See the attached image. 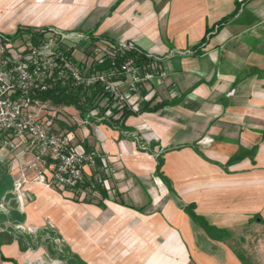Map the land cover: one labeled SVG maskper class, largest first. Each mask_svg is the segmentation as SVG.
<instances>
[{
	"label": "crops",
	"instance_id": "1",
	"mask_svg": "<svg viewBox=\"0 0 264 264\" xmlns=\"http://www.w3.org/2000/svg\"><path fill=\"white\" fill-rule=\"evenodd\" d=\"M18 28L89 36L82 64L133 45L166 74L141 104L169 105L124 130L53 118L106 158L84 168L105 198L44 187L27 142H0V264H264V0H0V35Z\"/></svg>",
	"mask_w": 264,
	"mask_h": 264
},
{
	"label": "built area",
	"instance_id": "2",
	"mask_svg": "<svg viewBox=\"0 0 264 264\" xmlns=\"http://www.w3.org/2000/svg\"><path fill=\"white\" fill-rule=\"evenodd\" d=\"M88 41L89 36L78 31L58 29L39 30L33 41L23 40L18 45L0 35V142L14 152L17 140H25L28 157L24 169L33 174L34 180L46 188L77 194H83L88 185L86 166L94 167L98 160L99 172H109L106 158L98 152H87L70 132L54 131L57 113L46 112L49 102L42 103L33 95L58 86L90 90L99 84L110 100L105 106L107 118L111 107L137 110L145 100L142 87L161 82L166 75L138 65L136 58L141 53L127 43L103 41L90 45V65L77 62L75 49ZM133 53L137 56L130 55ZM104 62L108 63L104 71H88ZM104 185L99 174L93 186Z\"/></svg>",
	"mask_w": 264,
	"mask_h": 264
},
{
	"label": "trees",
	"instance_id": "3",
	"mask_svg": "<svg viewBox=\"0 0 264 264\" xmlns=\"http://www.w3.org/2000/svg\"><path fill=\"white\" fill-rule=\"evenodd\" d=\"M221 25L222 22L217 25V28H219ZM38 32L39 31L34 32L31 29L18 28L13 38H22L24 40L30 39L33 41L38 35ZM93 42L95 41L93 40ZM130 55L137 56L136 53ZM136 61L138 62V65L144 67H148L150 64V60L146 59V57H144L142 54H140V56L138 55ZM107 67L108 63L104 62L102 64L94 66L92 65L88 71L100 73ZM33 98L42 103L49 102L53 106L73 108L79 114L81 119H90L95 123H102L117 130L125 129L124 122L130 116H137L144 112H157L169 105L167 102H161L155 104L154 106H150V104H141L137 110L124 108L120 111H118L115 107H111V115L107 118H104L105 106L109 105L110 100L108 95L102 90V87L99 84L90 90H82L68 86H58L44 93H35ZM92 113H94V115H92ZM70 129H73V127ZM85 150L90 152V149H88L87 146H85ZM161 165L162 161L160 159L157 165V173H159ZM87 188L90 190V192L99 191L103 198L106 196L104 191L99 186H93L92 181L88 183ZM74 262V264H82L77 259H75Z\"/></svg>",
	"mask_w": 264,
	"mask_h": 264
},
{
	"label": "rangeland",
	"instance_id": "4",
	"mask_svg": "<svg viewBox=\"0 0 264 264\" xmlns=\"http://www.w3.org/2000/svg\"><path fill=\"white\" fill-rule=\"evenodd\" d=\"M23 40L24 39L22 38H16V39L12 38V42L14 45H18ZM76 49L77 50L75 51V57L78 58L80 56V53L78 47ZM44 110L50 113L52 112L58 113L61 117H63L67 121V123L65 124V126L67 127H72L73 123L81 124V120L77 117V112L73 108H68L63 106H53L50 103H48L47 108Z\"/></svg>",
	"mask_w": 264,
	"mask_h": 264
}]
</instances>
